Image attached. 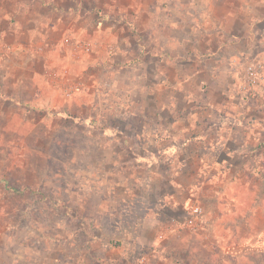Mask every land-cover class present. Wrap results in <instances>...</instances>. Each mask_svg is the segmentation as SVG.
Returning a JSON list of instances; mask_svg holds the SVG:
<instances>
[{"label":"crops","instance_id":"obj_1","mask_svg":"<svg viewBox=\"0 0 264 264\" xmlns=\"http://www.w3.org/2000/svg\"><path fill=\"white\" fill-rule=\"evenodd\" d=\"M46 1L0 0L3 63L9 67L17 57V64L25 65V49L34 51L38 63L54 64L48 57H37L38 52L65 55L62 64L68 66L67 74H58L61 67L56 66L47 72V79L40 75V82L46 81L56 108L61 94L74 122L104 134L94 141L98 149L128 143V157L145 164L147 183H139L137 189L123 186L130 195L142 194L135 216L143 215L145 224L170 218L189 198L190 189L201 196L207 181L198 179L204 170L203 180L210 179L209 193H215L218 206L211 211L194 202L202 205L209 223L226 216L242 219L250 187V146L262 144L264 136L253 131L259 129L253 119L256 109L250 106L240 68L254 56L264 58V0H90L85 2L94 7L90 12L75 6L81 0H69L73 4L50 0L49 5ZM203 2L211 3L205 7ZM97 3L102 7L99 13ZM52 5L60 9L53 10ZM143 15L150 19L145 40L137 35ZM158 25L161 40L157 42L153 33ZM88 43L93 46L91 55L80 51ZM9 75L0 86L16 101L18 95L25 96L20 91H26V76L12 75L10 82ZM36 77L28 79L34 82ZM60 78H65V87ZM114 86L130 98L137 97L132 102L135 109L129 110L138 118L135 122L121 125L105 119L118 109L103 105ZM34 87L32 97L41 96L39 87ZM254 89L261 97L264 80ZM217 94L230 98L217 103ZM142 95L146 100L139 103ZM96 96L98 110L93 108ZM92 112L97 114V127ZM125 132L129 136L123 138ZM119 155L103 154L100 161H116ZM106 170L103 175L113 169ZM185 177L192 180L184 183ZM120 188L113 184L106 190L116 196Z\"/></svg>","mask_w":264,"mask_h":264},{"label":"rangeland","instance_id":"obj_2","mask_svg":"<svg viewBox=\"0 0 264 264\" xmlns=\"http://www.w3.org/2000/svg\"><path fill=\"white\" fill-rule=\"evenodd\" d=\"M65 2L73 4L69 0ZM85 2L92 1L81 0V4L75 6L93 11L94 7ZM203 3L206 7L211 2ZM156 5L160 3L155 1ZM97 6L98 3L95 7L99 13L102 7ZM51 7L60 9L58 5ZM206 9L210 11L209 7ZM147 20L149 26L150 19L145 15L140 17L141 28L137 35L143 37L141 40H145ZM158 26H155L158 34L153 33L157 42L161 40ZM261 26L264 29V23ZM85 46L80 51L91 55L93 49L87 51ZM33 52L25 49V65H18L14 57L15 63L6 67L4 53L0 51V84L7 74H10V82L14 80L12 75L24 73L26 76V91H20L25 96L18 95L16 101H11L6 89L0 86V264H264V142L250 146L248 168L251 173L247 178L250 187L244 198L242 219L226 216L212 224L204 210L203 223L198 227L186 225L191 202L198 200L211 211L218 206L215 193H209L213 191L208 183L210 179L203 180V170L198 181L207 183L201 196L192 188L176 214L160 223L145 224L143 215L135 216L141 209L138 197L142 194L134 191L130 195L123 187L137 189L139 183H147L145 164L128 157V143L106 144L98 149L94 141L104 134L97 128L74 122L71 112L63 105L65 99L61 94L57 97L60 107L56 108L46 81L41 83L39 76L48 77L49 71L57 67H61L58 74L65 76L68 69L66 63L62 64L65 55L55 51L38 52L37 57H48L54 64L38 63L37 59L33 60ZM260 58L254 56L240 71L250 91V106L256 109L253 119H257L260 126V130L253 131L264 136V89L261 97L253 92L264 80V69L257 85H247L244 80L246 64L254 59L259 62ZM34 76H37L35 83L28 79ZM60 82L65 87V78H60ZM35 84L41 96L33 98ZM111 89L113 93L103 105L118 109L109 116L106 114L105 119L116 120L121 125L135 122L138 118L131 116L129 110L135 109L132 102H136L137 97L130 98L129 94L119 91L120 86ZM227 98H230L227 94L214 96L217 103ZM145 100L142 95L139 103ZM98 103L100 99L96 96L93 102L96 110ZM103 116L100 115L101 120ZM92 120L97 127L98 117ZM128 136L126 132L122 134L123 138ZM114 152L120 154L118 160L108 159L105 165L100 161L103 154L108 156ZM106 168L113 169L109 171L113 173L111 176L103 175ZM183 180L186 183L192 178ZM113 184L121 187L116 196L106 190ZM117 197L121 199L115 201Z\"/></svg>","mask_w":264,"mask_h":264},{"label":"built area","instance_id":"obj_3","mask_svg":"<svg viewBox=\"0 0 264 264\" xmlns=\"http://www.w3.org/2000/svg\"><path fill=\"white\" fill-rule=\"evenodd\" d=\"M92 45L90 43L86 44L85 50L90 51ZM259 62L253 61L248 62L245 66L246 75L244 76L245 82L247 85L255 86L260 83V80L263 78V69H264V58L258 59ZM186 225L198 227L203 223L204 219V209L202 205L191 202L187 210Z\"/></svg>","mask_w":264,"mask_h":264}]
</instances>
